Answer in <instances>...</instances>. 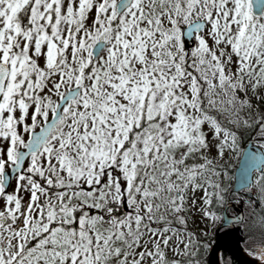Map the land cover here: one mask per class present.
Instances as JSON below:
<instances>
[{
    "label": "snow or ice",
    "instance_id": "6c2138e0",
    "mask_svg": "<svg viewBox=\"0 0 264 264\" xmlns=\"http://www.w3.org/2000/svg\"><path fill=\"white\" fill-rule=\"evenodd\" d=\"M253 192L264 0H0V264H205L222 217L264 261Z\"/></svg>",
    "mask_w": 264,
    "mask_h": 264
},
{
    "label": "water",
    "instance_id": "95a60500",
    "mask_svg": "<svg viewBox=\"0 0 264 264\" xmlns=\"http://www.w3.org/2000/svg\"><path fill=\"white\" fill-rule=\"evenodd\" d=\"M259 150V146L255 145L254 143H247V145L243 149L242 155L246 154L249 151L258 152ZM242 167L243 160L242 157H240L238 166L235 170L237 179L234 181V183H237V185ZM224 226H229L230 229L223 232H217L216 241L211 247L207 264H221L220 254L223 252L229 254L238 264H258L249 259L247 252L242 248L241 242L243 240V236L240 229H237L234 224H225L224 222H222L221 227ZM213 250L215 251V255H213Z\"/></svg>",
    "mask_w": 264,
    "mask_h": 264
},
{
    "label": "flooded vegetation",
    "instance_id": "af4514ba",
    "mask_svg": "<svg viewBox=\"0 0 264 264\" xmlns=\"http://www.w3.org/2000/svg\"><path fill=\"white\" fill-rule=\"evenodd\" d=\"M247 144V143H246ZM245 144V145H246ZM244 145V146H245ZM256 145V144H255ZM244 148V147H243ZM236 167L237 166H235V168L232 170V171H234L235 172V169H236ZM229 183L231 184V183H234V181H229ZM249 196H250V198L255 202L254 203V205L251 207V208H249V209H242V211H243V214H244V216H245V210H246V212H249L250 210H252V212H253V214H259V216L261 215V209L262 208H264V205H261V204H259V196H258V194L257 193H255V192H253V193H250L249 194ZM233 211V209H229L228 210V215H230L231 214V212ZM259 216H257V215H255V217H259ZM222 222H223V217H222V219L220 220V221H218V223L216 224V225H213L212 227L214 228L212 231H211V236H204V238H202L207 244H208V251H207V256H206V262H207V259H208V257H209V254H210V249H211V247L213 246V244L215 243V241H216V234H217V232H223V231H227V230H229L230 229V227L229 226H224V227H221V225H222ZM236 227V226H235ZM240 231L242 232V236H243V240H242V242H241V246L244 248V243H245V241H246V238H247V236H245V230L244 229H240ZM224 254H226V252H223V254H222V257L224 256Z\"/></svg>",
    "mask_w": 264,
    "mask_h": 264
},
{
    "label": "trees",
    "instance_id": "16d2710c",
    "mask_svg": "<svg viewBox=\"0 0 264 264\" xmlns=\"http://www.w3.org/2000/svg\"><path fill=\"white\" fill-rule=\"evenodd\" d=\"M247 142H248L247 139L242 141L243 144H246ZM249 212H251L254 217H255V215L259 216L258 213L257 214H253L252 210H250ZM249 212H246V210H245V219H246V221L249 218ZM256 218H258V217H256ZM245 236H247L246 241L244 243V248L245 249H247V250L251 249V251H254V249L257 246H261L259 243L254 242L252 239H249V233L246 230H245ZM221 261H222V264H238L235 260H233L227 254H224V256L222 257Z\"/></svg>",
    "mask_w": 264,
    "mask_h": 264
},
{
    "label": "rangeland",
    "instance_id": "374dc122",
    "mask_svg": "<svg viewBox=\"0 0 264 264\" xmlns=\"http://www.w3.org/2000/svg\"><path fill=\"white\" fill-rule=\"evenodd\" d=\"M244 145H245V144H243V143L241 142V145H240L241 149H243ZM239 158H240V156H235V155H234V158H233V160H232V162H231V163H232V170L235 168V166H237L238 161H239ZM217 223H218V221L215 222V223L210 224V225L205 229V231H206V235L202 234L201 238H204V236H207V237H208V236H211V231L214 229L212 226H213V225H216ZM250 253H251V252H250ZM206 256H207V252L204 253L203 259L206 260ZM205 264H206V261H205Z\"/></svg>",
    "mask_w": 264,
    "mask_h": 264
},
{
    "label": "bare ground",
    "instance_id": "6f19581e",
    "mask_svg": "<svg viewBox=\"0 0 264 264\" xmlns=\"http://www.w3.org/2000/svg\"><path fill=\"white\" fill-rule=\"evenodd\" d=\"M260 250H261V247H260L259 251ZM247 254H248L249 259H251L252 261H254V262L258 263V264H264V261H261L258 256H253L251 253H248V252H247Z\"/></svg>",
    "mask_w": 264,
    "mask_h": 264
}]
</instances>
